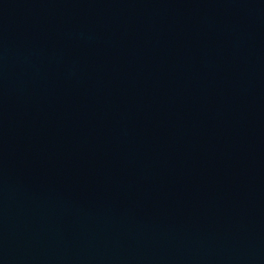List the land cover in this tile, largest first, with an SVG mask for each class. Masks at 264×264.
I'll return each instance as SVG.
<instances>
[{
	"label": "water",
	"instance_id": "water-1",
	"mask_svg": "<svg viewBox=\"0 0 264 264\" xmlns=\"http://www.w3.org/2000/svg\"><path fill=\"white\" fill-rule=\"evenodd\" d=\"M0 264H264V0H0Z\"/></svg>",
	"mask_w": 264,
	"mask_h": 264
}]
</instances>
